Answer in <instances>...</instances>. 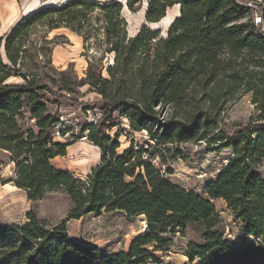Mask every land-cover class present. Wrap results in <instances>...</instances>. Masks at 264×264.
<instances>
[{
	"label": "trees",
	"instance_id": "16d2710c",
	"mask_svg": "<svg viewBox=\"0 0 264 264\" xmlns=\"http://www.w3.org/2000/svg\"><path fill=\"white\" fill-rule=\"evenodd\" d=\"M141 2L128 0V10L137 13ZM175 6L180 16L165 38L147 26L129 38L124 6L117 1L72 0L22 18L5 41L8 64L0 39V150L14 165L11 182L29 201L63 191L73 204L66 220L52 229L32 211L25 224L0 223V264H165L157 253H168L173 237L192 226L200 228L201 240L188 243L187 264H264V73L246 74L237 62L250 57L264 68V32L236 0H149L146 23L161 22ZM94 9L103 15L108 52L116 61L107 69L108 78L103 77V67L89 63L83 85L114 103L104 102L106 115L83 131L100 149L101 160L86 179H79L52 165L67 155L69 144L57 141V136L65 137L70 128L60 129V116L49 111L54 103L49 100V84L41 74L32 78L16 66L21 45L34 27H71ZM13 77L20 82L10 83ZM130 84L136 89L133 93L126 90ZM115 87L117 97L112 98ZM239 91L253 93L252 103L261 114L247 124L226 128L221 114ZM160 106L175 112L164 126L156 124L155 108ZM121 109L134 132L148 134L147 149L133 139L118 153L119 134L112 138L108 130L113 128L110 114ZM185 145L199 147L203 158L229 153L202 192L171 180L174 171L166 162L167 153L177 151L178 158ZM156 157L167 166L166 174L152 164ZM218 201L240 223L233 240L226 236ZM113 213L130 221L143 217L146 223L144 234L128 252L104 253L69 237V221Z\"/></svg>",
	"mask_w": 264,
	"mask_h": 264
},
{
	"label": "rangeland",
	"instance_id": "374dc122",
	"mask_svg": "<svg viewBox=\"0 0 264 264\" xmlns=\"http://www.w3.org/2000/svg\"><path fill=\"white\" fill-rule=\"evenodd\" d=\"M28 1L33 4L38 2V5L43 6L42 8H59L72 0ZM107 1L98 0L101 4ZM116 1L124 6L123 17L127 23L126 30L129 38L135 37L144 26L155 31L159 30L161 32L160 37H167L174 22L169 27L162 21L156 24L146 23L145 13L149 0H142L141 8L137 13L128 10L126 3L128 0ZM256 2L257 5H253L255 6L253 11H263L264 0ZM23 9V0H0V39L3 38L2 56L7 64L9 62L4 52L6 39L22 18L33 13H24ZM168 11L171 16H175L177 12L174 7ZM81 16L71 27L61 25L60 29L52 30L48 27V23L34 27L21 45L23 54L20 55L16 69L32 78L35 75H42V80L49 84L53 94L49 96V100L54 102L49 105V111L60 116L62 121L60 129L70 128L65 137L57 136V141L69 144L67 155L64 158L55 159L52 165L56 169L74 174L79 179H86L92 169L100 163L101 151L87 139L88 132L83 133V131L86 130L87 126L94 124L106 115L108 109H106L104 102L109 105L114 102L111 98L105 101L106 99H103L89 84L83 85V81L88 75L89 63L96 65L99 69L103 67V77L108 78L107 69L115 65L116 55L108 52L111 45H108L104 36L106 25L101 11L94 9L92 13L86 12L85 15ZM260 29L264 32V17ZM222 58L228 60L230 55L223 54ZM237 62L241 64L239 69L243 68L246 74L250 72L264 73V68L257 67L255 63H252L250 57ZM22 66H24L23 69ZM237 70L238 68H235L230 74H234ZM17 82H20V79L15 77L10 81V83ZM115 90L118 91L117 87L111 93L112 98L117 97ZM124 90L121 89L120 92ZM126 90H131V93L136 91L132 84ZM125 93L130 96V92L125 91ZM252 99L253 93L243 94L239 91L233 99L226 102L225 111L221 114L226 128L247 124L261 114L258 105L253 104ZM155 110L158 112L156 124H161V126L166 125L174 117L173 108L160 106L156 107ZM128 113L130 114V111ZM110 115L109 124L113 128L108 130V134L112 138L119 134L120 148L118 153L128 149L133 139L137 146L147 149L148 134L146 132H134L122 109ZM177 118H181V115ZM74 137L75 140H73ZM177 147L175 146V148ZM200 150L194 145H185L180 149L181 156L175 158L177 151H174L167 153L166 158L169 167L174 171L171 180L197 192H202L203 186L214 178L220 169L219 164L229 154L222 152L203 158L200 155ZM261 172L264 175V165ZM14 177V165L10 162L9 155L0 150V223L6 225L25 224L27 222L26 216L31 211L37 215L40 221L46 223L49 229L59 226L66 220L73 204L65 192L53 191L41 200L32 202L27 199L25 191L18 189L11 182ZM218 202H216V209L226 227V236L233 240L239 235L240 223L234 220L223 201ZM145 229L146 223L143 217L130 221L121 213L103 214L99 217L90 215L67 223L69 237L81 244L97 246L108 254L128 252L133 241L141 237ZM200 240V228L197 226L189 227L184 235L177 234L173 237L168 253H157V256L162 258L165 264H187L188 259L185 257V253L188 243L200 242Z\"/></svg>",
	"mask_w": 264,
	"mask_h": 264
},
{
	"label": "built area",
	"instance_id": "2783aa9c",
	"mask_svg": "<svg viewBox=\"0 0 264 264\" xmlns=\"http://www.w3.org/2000/svg\"><path fill=\"white\" fill-rule=\"evenodd\" d=\"M256 1H258V0H253V1H250V2H247L246 0H236V2L239 5L249 9L250 15H251V18H252V22H253L254 26L260 28L263 25V11L262 10H259V11H256V12L253 11V9L255 7L253 5H255V4L257 5ZM148 158H149V156H145L144 159H148ZM151 162L156 168H160L161 172L163 174H166L167 166H162L161 165V160H160L159 157H156V158L152 159ZM204 176H206V174H204ZM218 203H220V202H218Z\"/></svg>",
	"mask_w": 264,
	"mask_h": 264
},
{
	"label": "bare ground",
	"instance_id": "6f19581e",
	"mask_svg": "<svg viewBox=\"0 0 264 264\" xmlns=\"http://www.w3.org/2000/svg\"><path fill=\"white\" fill-rule=\"evenodd\" d=\"M51 2V1H50ZM49 2V3H50ZM22 5V4H21ZM37 5H38V2H36V3H34V4H32V5H30V3H29V1L28 0H23V11H24V13H28V12H30V11H33L36 7H37ZM177 9H178V7H177ZM171 20H172V16H171V14H169L168 15V17L167 18H165L163 21H162V23L163 24H165L166 26H169V24L171 23Z\"/></svg>",
	"mask_w": 264,
	"mask_h": 264
},
{
	"label": "crops",
	"instance_id": "0c3cea01",
	"mask_svg": "<svg viewBox=\"0 0 264 264\" xmlns=\"http://www.w3.org/2000/svg\"><path fill=\"white\" fill-rule=\"evenodd\" d=\"M95 1V0H94ZM96 1H98V0H96ZM99 1H101V0H99ZM108 1H110V0H108ZM114 1H116V0H114ZM33 3H30V5H32ZM43 6L40 4V5H38L33 11H30V12H28V13H31V12H34V11H37V10H39L40 8H42ZM177 7H178V9H177ZM177 7H174V8H176V10H177V12H176V14H175V16H172V20H171V23H173L179 16H180V7L179 6H177ZM173 9V8H172ZM170 11H171V9H169ZM170 14V12L168 11V14L166 15V17L165 18H167L168 17V15ZM174 17H176L175 19H174ZM164 18V19H165ZM163 19V20H164ZM162 20V21H163ZM171 23L169 24V26L171 25ZM168 26V27H169Z\"/></svg>",
	"mask_w": 264,
	"mask_h": 264
},
{
	"label": "water",
	"instance_id": "95a60500",
	"mask_svg": "<svg viewBox=\"0 0 264 264\" xmlns=\"http://www.w3.org/2000/svg\"><path fill=\"white\" fill-rule=\"evenodd\" d=\"M127 3V2H126Z\"/></svg>",
	"mask_w": 264,
	"mask_h": 264
}]
</instances>
